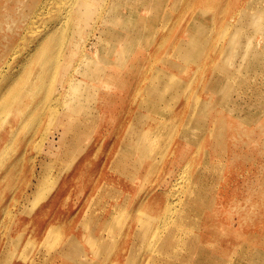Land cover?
Here are the masks:
<instances>
[{
	"label": "rangeland",
	"instance_id": "rangeland-1",
	"mask_svg": "<svg viewBox=\"0 0 264 264\" xmlns=\"http://www.w3.org/2000/svg\"><path fill=\"white\" fill-rule=\"evenodd\" d=\"M53 1L0 0V264H264V0Z\"/></svg>",
	"mask_w": 264,
	"mask_h": 264
},
{
	"label": "bare ground",
	"instance_id": "bare-ground-1",
	"mask_svg": "<svg viewBox=\"0 0 264 264\" xmlns=\"http://www.w3.org/2000/svg\"><path fill=\"white\" fill-rule=\"evenodd\" d=\"M49 1V0H48ZM54 1H56V2H58V4L56 5V6H60L61 4V6H63L64 4V2H62L61 3V0H60V3H59V1H57V0H54ZM53 1V2H54ZM63 1V0H62ZM65 1V0H64ZM67 1H69V0H67ZM71 1H73V0H71ZM115 1V0H114ZM52 2V3H53ZM56 2H55V4H56ZM111 2V1H110ZM177 2V1H176ZM176 2H174V3H176ZM46 3H48V2H46ZM51 3V2H50ZM51 3V4H52ZM166 3V2H165ZM210 3H213V0H211L210 1ZM50 4V5H51ZM69 5L71 4L70 3V1H69V3H68ZM110 4H112V2L110 3ZM44 6V5H43ZM46 6V5H45ZM60 6V7H61ZM67 6V5H66ZM51 7H54V4L51 6ZM50 7V8H51ZM64 7V6H63ZM59 8V7H58ZM58 8H55L56 10L58 9ZM69 8V7H68ZM48 9H49V7H48ZM62 9H64V11H65V8H62L61 7V9L59 8L58 10H61V11H63ZM76 9V8H75ZM38 10V9H37ZM56 10H54V11H56ZM70 10V8L69 9H67V11H69ZM256 10V9H255ZM51 10H49V12H50ZM53 11V8H52V12H54ZM259 11V10H258ZM38 12V11H37ZM51 12V13H52ZM58 13H59V11H57ZM225 12H227V11H225ZM224 12V13H225ZM239 12V11H238ZM55 13V12H54ZM57 13V14H58ZM112 13V12H111ZM212 13V12H211ZM53 14V13H52ZM68 14V13H67ZM87 14H89V13H87ZM103 14V13H102ZM109 14V13H108ZM239 14V13H238ZM255 14V13H254ZM254 14H252V15H254ZM54 15V14H53ZM91 15V14H90ZM89 15V16H90ZM214 15V14H213ZM234 15V14H233ZM161 16V15H160ZM61 17V16H60ZM91 17V16H90ZM93 17V16H92ZM231 17V16H230ZM59 18V17H58ZM211 18V17H210ZM252 18V17H251ZM76 19V18H75ZM214 19V18H213ZM62 20H64V19H62ZM211 20V19H210ZM106 21V20H105ZM108 21V20H107ZM106 21V22H107ZM194 21V20H193ZM235 21V20H234ZM61 22V21H60ZM104 22V21H103ZM226 22V21H225ZM52 23V22H51ZM49 25V24H48ZM60 25V24H59ZM105 25V24H104ZM221 25V24H220ZM99 26V25H98ZM191 26V25H190ZM214 26H215V24H214ZM234 26V25H233ZM239 26V25H238ZM44 27V26H43ZM52 27V26H51ZM200 27V26H199ZM192 28V27H191ZM196 28H198V27H196ZM221 28H222V26H221ZM232 28V27H231ZM190 29V28H189ZM241 29V28H240ZM46 30V29H45ZM208 30V29H207ZM218 30V29H217ZM216 30V31H217ZM230 30V29H229ZM229 30H228V32H229ZM77 31V30H76ZM215 31V30H214ZM214 31H213V33H214ZM241 31V30H240ZM121 32V31H120ZM199 32V31H198ZM233 32V31H232ZM39 33V32H38ZM70 33V32H69ZM79 33V32H78ZM206 33H207V31H206ZM241 33V32H240ZM76 34V33H75ZM199 34V33H198ZM192 36V35H191ZM196 36V35H195ZM202 36V35H201ZM216 36V35H215ZM214 36V37H215ZM49 37H51V36H49ZM104 37V36H103ZM262 37V36H261ZM202 38H204V36H202ZM211 38H212V36H211ZM213 39V38H212ZM46 40V39H45ZM200 40V39H199ZM202 42V41H201ZM209 42V41H208ZM74 43V42H73ZM187 43V42H186ZM186 43H185V46H186ZM210 43V42H209ZM237 43V42H236ZM239 43V42H238ZM37 44V43H36ZM198 44V43H197ZM197 44H196V46H197ZM180 45V44H179ZM227 45V44H226ZM238 45V44H237ZM34 46V45H33ZM83 46V45H82ZM87 46V45H86ZM182 46V45H181ZM38 47V46H37ZM34 48V47H33ZM73 48V47H72ZM75 48H77L76 46H75ZM126 48V47H125ZM186 48V47H185ZM216 48V47H215ZM229 48H230V46H229ZM235 48V47H234ZM233 48V49H234ZM239 48V47H238ZM189 49V48H188ZM70 50V49H69ZM68 50V51H69ZM78 50H79V48H78ZM127 50V49H126ZM125 50V51H126ZM214 50V49H213ZM236 50V49H235ZM249 50V49H248ZM256 50V49H255ZM254 50V51H255ZM68 51H67V53H68ZM71 51V50H70ZM85 51V50H84ZM192 51V50H191ZM46 52H50V46H48V44H44V43H41L40 44V46L37 48V49H35V53H34V57H32V58H34V60H40L44 55H45V53ZM79 52V51H78ZM84 53H86V52H84ZM226 53V52H225ZM233 53V52H232ZM32 55H33V53H31ZM71 54H73L72 53V51H71ZM124 54V53H123ZM31 55V56H32ZM167 55V54H166ZM254 55V54H253ZM224 56V55H223ZM89 57V56H88ZM168 57V56H167ZM81 58V57H80ZM172 58V57H171ZM170 58V59H171ZM125 59V58H124ZM210 59H212V58H210ZM222 59V58H221ZM157 60V59H156ZM213 60V59H212ZM217 60V59H216ZM81 61V60H80ZM223 61V60H222ZM220 62V61H219ZM222 63V62H221ZM220 63V64H221ZM26 64V68H24V69H28V67H30L29 66V63H25ZM90 64V63H89ZM89 67H90V65H89ZM166 67V66H165ZM223 67V66H222ZM225 68V67H224ZM152 69H153V67H152ZM29 72V70H26V72H24V74L23 75H21V76H18L16 79H14L12 82H10L9 84H8V86H7V88H6V93H4V94H2L1 95V97L3 96V95H7V97H9L10 95H12V94H14L16 91H17V89L18 88H20V86H21V83H22V81H21V79L22 78H24L26 75H27V73ZM84 73H85V70L83 71ZM87 72V71H86ZM90 73V72H89ZM63 74V73H62ZM78 74V73H77ZM141 74V73H140ZM215 74V73H214ZM65 75H67V74H65ZM73 76H75V74L73 75ZM65 77V76H64ZM68 77V76H67ZM77 77V76H76ZM83 77V76H82ZM72 78V77H71ZM78 78V77H77ZM144 78V77H143ZM214 78V77H213ZM69 79V78H68ZM141 79V78H140ZM147 79H149V78H147ZM70 80V79H69ZM80 80V79H79ZM64 81H66V80H64ZM77 81V80H76ZM144 81H145V79H144ZM148 83V82H147ZM162 84V83H161ZM68 85V84H67ZM77 85H80L79 83L77 84ZM87 85V84H86ZM144 85V84H143ZM163 85V84H162ZM82 86V85H81ZM67 87V86H66ZM80 87V86H79ZM92 87V86H91ZM85 88H86V86H85ZM90 88V87H89ZM83 89V88H82ZM135 89V88H134ZM140 89V88H139ZM90 90V89H89ZM147 90V89H146ZM66 91V90H65ZM142 91V90H141ZM140 91V92H141ZM88 92V91H87ZM99 92V91H98ZM135 92V91H134ZM137 92V91H136ZM200 92V91H199ZM64 93V92H63ZM81 92H79V94H80ZM84 93V92H83ZM89 93H91L92 94V92H89ZM173 93V92H172ZM78 94V93H77ZM94 94V93H93ZM98 94V93H97ZM133 94V93H132ZM169 94V93H168ZM200 94V93H199ZM89 95V94H88ZM169 96V95H168ZM153 97V96H152ZM92 98V97H91ZM93 99V98H92ZM144 99H146V98H144ZM188 99V98H187ZM79 100V99H78ZM165 100V99H164ZM61 101V100H60ZM140 101H141V99H140ZM143 101H145V100H143ZM42 102V101H41ZM41 102H40V104H39V108H36V109H34V113L36 114V116H37V118L38 119H42V117H43V114H42V104H41ZM139 102V101H138ZM161 102V101H160ZM199 102V101H198ZM150 103V102H149ZM148 103V104H149ZM154 103V102H153ZM158 103H159V101H158ZM157 103V104H158ZM176 103V102H175ZM144 104H145V102H144ZM150 104H152V103H150ZM161 104V103H160ZM165 104H166V102H165ZM207 104H208V102H207ZM146 105V104H145ZM187 105V104H186ZM61 106V105H60ZM154 106V105H153ZM158 106H160V105H158ZM158 106H156V107H158ZM189 107V106H188ZM207 107V106H206ZM75 108V107H74ZM127 108V107H126ZM169 108V107H168ZM49 109V108H48ZM139 109V108H138ZM143 109V108H142ZM154 109H155V107H154ZM166 109V108H165ZM164 110V109H163ZM155 112H157L156 110H155ZM161 112V111H160ZM145 114H146V112H145ZM160 115H161V113H160ZM190 115V114H189ZM192 115V114H191ZM144 116V115H143ZM186 117V116H185ZM193 117V116H192ZM140 118H141V116H140ZM159 118V117H158ZM189 119V118H188ZM93 121V120H92ZM142 121V120H141ZM141 121H139V122H141ZM145 121V120H144ZM156 121V120H155ZM184 121H185V119H184ZM189 121V120H188ZM134 123V122H133ZM154 123V122H153ZM191 123V122H190ZM187 124V123H186ZM136 125H139V123L138 124H136ZM150 125V124H149ZM155 125V124H154ZM127 126V125H126ZM146 126V125H145ZM16 128V125L14 126V129ZM126 128V127H125ZM10 129V131H13L14 132V130L13 129H11V128H9ZM148 129V128H147ZM130 130V129H129ZM182 130V129H181ZM131 131L132 130H130L129 132L131 133ZM152 131V130H151ZM18 131H16L15 132V134H14V136L12 137V138H14L15 136H16V133H17ZM71 132V131H70ZM124 132V131H123ZM128 132V133H129ZM172 132V131H171ZM36 133V132H35ZM170 133V132H169ZM131 135V134H130ZM136 135H140V134H137L136 133ZM169 135V134H168ZM174 135V134H173ZM178 135H179V133H178ZM150 136V135H149ZM63 137V136H62ZM130 137V136H129ZM168 137V136H167ZM10 138H11V136H10ZM153 138V137H152ZM173 138V137H172ZM137 139V138H136ZM123 140V139H122ZM148 140V139H147ZM0 141H1V143H0V160H2V159H4V158H6L7 156H8V154H9V150H10V145L9 144H7V142H4L5 141V138L3 137V138H1L0 137ZM136 141V140H135ZM172 141V140H171ZM119 142H120V140H119ZM202 142V141H201ZM10 143H11V141H10ZM65 143V142H64ZM150 143V142H149ZM199 143V142H198ZM170 144V143H169ZM54 144H53V142H52V146H53ZM56 146V145H55ZM175 146V145H174ZM118 147V146H117ZM53 148V147H52ZM63 148V147H62ZM166 149V148H165ZM174 149V148H173ZM163 150V149H162ZM62 151H64V150H62ZM174 151V150H173ZM164 152V151H163ZM165 152H167V150H165ZM164 152V153H165ZM67 153V152H66ZM163 153V154H164ZM21 154H24V153H21ZM20 154V155H21ZM154 154V153H153ZM50 155V154H49ZM58 155V154H57ZM115 155H116V152H115ZM114 155V156H115ZM155 155V154H154ZM165 155V154H164ZM180 155V154H179ZM72 156V155H71ZM172 156V155H171ZM170 156V157H171ZM41 158H42V156H41ZM163 158V157H162ZM18 159H21V157H19ZM18 159H13L5 168H4V171L2 172V175L0 176V178L2 179V182L5 180L6 182H5V184H3V186L4 185H6V184H9V182H8V179L9 178H16V176H17V174H18V172H19V166L20 165H16V163H17V161H18ZM157 159V158H156ZM112 161V160H111ZM42 162V161H41ZM20 163V162H19ZM22 163V162H21ZM111 163V162H110ZM109 163V164H110ZM170 163V162H169ZM185 168V167H184ZM186 169V168H185ZM184 169V170H185ZM110 170V169H109ZM187 171V170H186ZM164 172V171H163ZM169 173H171V172H169ZM174 173V172H173ZM171 175V174H170ZM169 175V176H170ZM179 176V175H178ZM165 178V177H164ZM13 180V179H12ZM164 180V179H163ZM177 180V179H176ZM166 181V180H165ZM175 181V180H174ZM169 182V181H168ZM170 183V182H169ZM174 185V184H173ZM2 186V187H3ZM100 187V186H99ZM151 187V186H150ZM172 187V186H171ZM170 187V188H171ZM1 189V188H0ZM150 189V188H149ZM172 191V190H171ZM108 192V191H107ZM144 192V191H143ZM174 195V194H173ZM167 196V195H166ZM176 196V195H175ZM174 196V197H175ZM167 199V198H166ZM165 199V200H166ZM175 199V198H174ZM168 200V199H167ZM167 200H166V202H167ZM176 201V200H175ZM143 203V201L141 202V205H143L142 204ZM167 204V203H166ZM173 204V203H172ZM165 206V205H164ZM164 209V208H163ZM162 210V209H161ZM162 212V211H161ZM76 250V249H75Z\"/></svg>",
	"mask_w": 264,
	"mask_h": 264
}]
</instances>
